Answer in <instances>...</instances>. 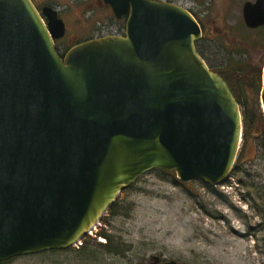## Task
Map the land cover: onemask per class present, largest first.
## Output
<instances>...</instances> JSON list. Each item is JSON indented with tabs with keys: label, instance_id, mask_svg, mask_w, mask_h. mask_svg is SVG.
<instances>
[{
	"label": "water",
	"instance_id": "obj_1",
	"mask_svg": "<svg viewBox=\"0 0 264 264\" xmlns=\"http://www.w3.org/2000/svg\"><path fill=\"white\" fill-rule=\"evenodd\" d=\"M102 3L126 17L123 33L61 58L55 8L0 0V262L76 246L150 171L216 187L234 167L242 116L196 51L192 14L164 0ZM243 18L264 24V0ZM259 101L264 115V68Z\"/></svg>",
	"mask_w": 264,
	"mask_h": 264
},
{
	"label": "rangeland",
	"instance_id": "obj_2",
	"mask_svg": "<svg viewBox=\"0 0 264 264\" xmlns=\"http://www.w3.org/2000/svg\"><path fill=\"white\" fill-rule=\"evenodd\" d=\"M166 1L195 14L208 37L212 27L240 22L244 0H232L225 12L227 0ZM34 2L55 8L65 22L59 49L112 34L121 26L102 0ZM190 183L174 186L158 171H150L120 193L95 230L83 238L84 251L79 250L82 239L67 252L21 256L3 264H149L152 256L181 264H264V134L255 126L241 138L234 167L222 185L207 189L199 181ZM96 233L109 237L107 248L97 246L107 240Z\"/></svg>",
	"mask_w": 264,
	"mask_h": 264
},
{
	"label": "flooded vegetation",
	"instance_id": "obj_3",
	"mask_svg": "<svg viewBox=\"0 0 264 264\" xmlns=\"http://www.w3.org/2000/svg\"><path fill=\"white\" fill-rule=\"evenodd\" d=\"M227 1L230 2H225L224 12L230 7L232 0ZM32 2L38 10L43 8L38 7L34 0H32ZM255 3L256 0L242 1L240 22L229 28H226L224 25L219 29L212 27L211 30L213 34L208 37L206 36V31L204 30V25L201 20L186 8L197 21L201 31V37L195 43L196 51L205 61L209 69L219 74L225 81L238 103L242 117L244 115L256 116L259 113L258 104L261 109L259 100L262 87V71L264 68V24L256 27H248L243 18L244 6L246 4L252 6ZM125 18L124 16L121 19H117L121 26H119V31L112 34L123 33ZM64 25L66 34L65 22ZM64 36L62 38H64ZM58 40L55 41V48L61 58L72 45L81 42L75 41L67 43L63 46V49H59L57 46ZM259 82L260 86L257 90V84ZM161 262L165 261L159 258L155 264ZM152 263L153 261L150 258L149 264Z\"/></svg>",
	"mask_w": 264,
	"mask_h": 264
},
{
	"label": "trees",
	"instance_id": "obj_4",
	"mask_svg": "<svg viewBox=\"0 0 264 264\" xmlns=\"http://www.w3.org/2000/svg\"><path fill=\"white\" fill-rule=\"evenodd\" d=\"M259 86H260V82L257 84V90H258ZM258 109H259V113L256 116H249V115L243 116V134H242L243 140H245L247 138V135L249 134L250 131H252L253 127H255V126L262 134H264V115H263L261 109L259 108V104H258ZM234 169H236V166ZM156 171H158L162 176H165L167 179H169V182L174 186H180V187L185 188L186 184H191V183H181L179 180L176 179L175 174L172 171H169V172H165V171H161V170H156ZM199 182H201V181H199ZM201 183L207 189H213L214 188V186H212V185H207L203 182H201ZM95 235L96 236L98 235L99 237L102 236L107 240V243L105 245H99L98 244L97 246H99L103 249H105L109 246L108 245L109 244L108 243L109 242L108 236H106L103 233H96ZM87 237L88 236H86V238ZM83 241H84V243H82V247L79 249L81 251L82 250L84 251L86 244H87L85 242V239H83ZM65 251L67 252L68 250H65ZM51 252H54V251H51ZM0 264H3V262H0Z\"/></svg>",
	"mask_w": 264,
	"mask_h": 264
},
{
	"label": "built area",
	"instance_id": "obj_5",
	"mask_svg": "<svg viewBox=\"0 0 264 264\" xmlns=\"http://www.w3.org/2000/svg\"><path fill=\"white\" fill-rule=\"evenodd\" d=\"M91 234V233H90Z\"/></svg>",
	"mask_w": 264,
	"mask_h": 264
}]
</instances>
